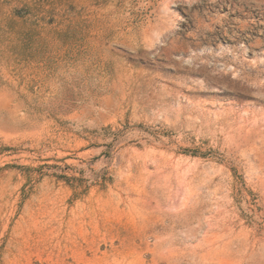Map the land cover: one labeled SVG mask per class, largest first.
<instances>
[{"label":"rangeland","instance_id":"rangeland-1","mask_svg":"<svg viewBox=\"0 0 264 264\" xmlns=\"http://www.w3.org/2000/svg\"><path fill=\"white\" fill-rule=\"evenodd\" d=\"M0 264H264V0H0Z\"/></svg>","mask_w":264,"mask_h":264}]
</instances>
